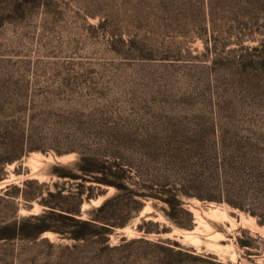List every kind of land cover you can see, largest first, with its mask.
<instances>
[{"label":"rangeland","instance_id":"1","mask_svg":"<svg viewBox=\"0 0 264 264\" xmlns=\"http://www.w3.org/2000/svg\"><path fill=\"white\" fill-rule=\"evenodd\" d=\"M0 97L34 106L32 128L43 147L5 167L10 183L32 178L77 191L81 180L59 178L53 168L79 174L73 165L79 154L65 151L94 147L82 138L92 115L98 127L136 132L135 142L117 151L131 190L178 175L194 181V193L218 199L185 197L193 227L179 228L163 201L135 197L141 211L114 229L107 244L47 232L41 239L48 241L17 243L22 256L14 264H264L258 223L264 196L257 193L264 152L245 160L236 152L264 146V0H0ZM170 111L193 117L178 125L164 118ZM181 132L187 162L173 169L171 138ZM36 155L44 162L33 171L29 160ZM152 156L159 162L149 163ZM101 191L82 204L84 217L117 192ZM217 207L230 219L204 216L206 223L187 235L198 226L193 209ZM41 210L34 203L33 211ZM143 218L145 228L158 232L140 231Z\"/></svg>","mask_w":264,"mask_h":264},{"label":"trees","instance_id":"2","mask_svg":"<svg viewBox=\"0 0 264 264\" xmlns=\"http://www.w3.org/2000/svg\"><path fill=\"white\" fill-rule=\"evenodd\" d=\"M33 107L27 106L21 99L7 101L0 97V180L6 178L4 169L8 164H16L31 152L43 151L38 141L39 134L32 128L36 117L32 111ZM93 117L91 115L84 120L87 128L82 138L92 139L94 147L88 151L75 148L65 151L79 154L78 160L73 164L79 174L64 171L65 168L60 164L53 168L59 178L81 180L77 191H73V188H58L57 183H53L55 189H52L50 183L32 178L10 183L0 189V264H14L16 259L21 258V251L15 252L17 243L37 244L48 241L47 238L41 239L47 232L56 233L60 238L75 242L100 238L107 244L109 234L114 229L124 227L127 219L141 211L142 204L135 197L144 199L152 197L163 201L168 206V211H165L166 217L179 228L193 227L191 223L194 218L185 207V197L218 200L194 193L191 191L194 181L178 175L169 177L164 184L146 181L134 183L140 188L131 190L127 174L128 165L122 163L117 151L127 142H135L136 132L119 124L98 127ZM192 117L189 113L176 111L164 115L165 119L178 125L191 121ZM185 137L181 132L171 138L174 144L168 164L173 169H181L187 162L186 152L179 149L180 141ZM236 152L245 160L246 155L264 152V146H242ZM148 162L158 163L159 158L152 156L148 158ZM261 178L263 181L256 192L264 196V172ZM87 182L91 183L89 187L84 185ZM102 186L115 187L117 192L98 207L88 210L87 217H84L82 204L98 198L99 193L96 191L102 192ZM131 201L135 204L132 207L128 205ZM34 203L42 208L40 212L33 211ZM229 203L233 207L249 211L253 216H260L254 210H247L232 201ZM258 223L264 225V218ZM145 225L146 221L143 218V223L138 229L145 233L158 232L145 228ZM168 242L172 244L170 240ZM152 245L161 248L160 243ZM173 245L178 246V243L174 242ZM167 250L173 254H182V250L175 247H168Z\"/></svg>","mask_w":264,"mask_h":264},{"label":"bare ground","instance_id":"3","mask_svg":"<svg viewBox=\"0 0 264 264\" xmlns=\"http://www.w3.org/2000/svg\"><path fill=\"white\" fill-rule=\"evenodd\" d=\"M44 160V157L42 155H36V156H33L32 159H30V165L32 167V170L35 171L37 168L39 169L38 166L42 165V161ZM44 162V161H43ZM41 167V166H40ZM11 181V180H10ZM10 183V182H9ZM101 201V200H99ZM98 203V201H97ZM98 205V204H97ZM194 213H195V216L197 218V222H198V226L195 228L194 231L192 232H188L187 235H192L193 236V233L195 231H197L199 229V225L201 224H205V220H204V216H207L209 218H212V219H230V216L228 215L227 211L223 208H220V207H217V208H212L210 209L209 212H200L199 210H196V209H193ZM217 221V220H216ZM234 223V222H233ZM241 224H244V225H250L252 227L255 226V223L250 220V219H246V218H242L241 219ZM234 226V225H233ZM196 233V232H195ZM219 235V234H218ZM215 236V238H219V236ZM221 237V236H220ZM192 238V237H191ZM197 238V237H195ZM220 239V238H219Z\"/></svg>","mask_w":264,"mask_h":264},{"label":"water","instance_id":"4","mask_svg":"<svg viewBox=\"0 0 264 264\" xmlns=\"http://www.w3.org/2000/svg\"><path fill=\"white\" fill-rule=\"evenodd\" d=\"M8 184H10L9 183V178H5V179L0 181V188H3V187H5Z\"/></svg>","mask_w":264,"mask_h":264}]
</instances>
